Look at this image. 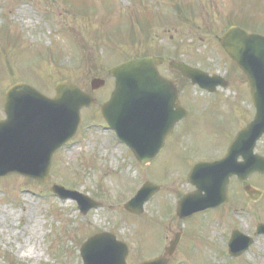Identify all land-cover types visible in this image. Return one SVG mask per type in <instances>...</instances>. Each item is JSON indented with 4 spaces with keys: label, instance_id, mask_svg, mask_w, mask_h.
<instances>
[{
    "label": "rangeland",
    "instance_id": "rangeland-1",
    "mask_svg": "<svg viewBox=\"0 0 264 264\" xmlns=\"http://www.w3.org/2000/svg\"><path fill=\"white\" fill-rule=\"evenodd\" d=\"M236 24L264 36V0H0V120L4 92L14 83L53 96L58 81L90 91V80L101 77L106 85L94 94L102 103L113 89L108 70L146 54L183 61L229 83L228 89L205 97L167 66L160 69L177 80L191 116L147 167L135 169L128 149L106 129L98 105L81 113L78 134L54 156L48 183L16 175L0 178V264H82L80 246L102 231L129 246L128 264L158 257L177 232L180 240L169 264H264V236L241 257H227L234 225L249 233L256 221L264 222V199L247 201L241 185L233 182V194L243 200L235 204L232 197L226 209L212 215L183 223L173 210V192L189 190L178 186L188 161L223 156L232 133L254 114L246 79L217 43ZM263 142L259 153H264ZM258 178L249 183L264 194V180ZM147 181L162 190L142 215L131 216L121 207ZM52 185L102 197V208L81 216L74 202L51 194ZM219 219L223 222L216 223Z\"/></svg>",
    "mask_w": 264,
    "mask_h": 264
},
{
    "label": "water",
    "instance_id": "water-1",
    "mask_svg": "<svg viewBox=\"0 0 264 264\" xmlns=\"http://www.w3.org/2000/svg\"><path fill=\"white\" fill-rule=\"evenodd\" d=\"M219 44L249 79L257 114L253 123L231 143L224 159L216 163L197 164L192 168L190 182L195 183L193 178L204 180L196 181L195 184H200L199 189L207 194L200 199L206 207H191L196 201L182 202L179 209L181 218L189 217L197 210L213 207L210 205L214 203V206L223 205L226 202L228 177L244 172L246 176L260 167L264 168V160L252 154L256 140L264 132V37L232 27L222 35ZM157 64L156 59L145 58L130 60L110 70L109 74L115 78V89L101 109L109 128L142 163L151 161L157 155L179 120V116L172 114L171 109L177 92L170 82L159 76ZM171 67L202 88L212 90L218 85L226 86L224 81L209 79L205 74L183 64L172 63ZM103 85L101 80L91 81L92 90ZM151 95L162 96L163 99L160 102L161 110L155 116L149 112L152 106L148 98ZM135 97L137 104L134 103ZM93 102L90 95L68 82L56 85L53 98L25 84L12 86L5 93V119L0 121V178L20 175L46 183L54 154L75 136L80 125V110ZM239 155L244 158L243 164L236 163ZM157 190L151 184L143 185L126 204L125 210L140 214L144 203ZM51 192L62 201H75L82 215L100 207L87 197L59 186H52ZM236 245L237 237L233 235L229 252L234 257L246 248L238 249ZM172 249L173 245L166 252L170 254ZM127 255L126 245L106 233L90 237L80 250L83 264H126ZM141 264H166V261L159 258Z\"/></svg>",
    "mask_w": 264,
    "mask_h": 264
},
{
    "label": "flooded vegetation",
    "instance_id": "flooded-vegetation-1",
    "mask_svg": "<svg viewBox=\"0 0 264 264\" xmlns=\"http://www.w3.org/2000/svg\"><path fill=\"white\" fill-rule=\"evenodd\" d=\"M165 66V62L163 61L162 62V64H161V66L159 67V69H162L163 67ZM167 78H170V77H167ZM171 79H173V78H171ZM175 82H176V87H177V89H178V104L180 105V98L182 97V93H180V86L178 85V82H177V80H175V79H173ZM253 177H259L258 179H261V180H264V175H252L246 182H239L238 180H237V178H232L231 180H230V185H229V189H228V194H229V199L231 200L232 199V197H234V199H235V204H237L238 202L240 203V201L241 200H243V198L239 195V193L238 192H236V193H234L233 194V192H234V190L236 189V187L234 186V183L233 182H235L236 184H239V185H241V191H242V194L244 195V197L247 199V201H249V202H252V203H260L263 199H264V194L259 190V188H257V187H255V186H253V185H251L250 183H249V181L251 180V178H253ZM246 185H251L253 188H254V190H256L257 192L255 193V192H251V194H250V196H248L246 193H245V191H244V188H245V186ZM235 188V189H234ZM194 189L191 187V190L189 191V192H192ZM230 191H232V193H230ZM229 201V200H228ZM241 207V205L240 204H238L237 206H235V211H238L239 209L238 208H240ZM222 209H226V206H224L223 208H221V210ZM223 219H219V221L218 222H216V223H220L221 221H222ZM180 221V220H179ZM255 220L253 219V222H254ZM223 222V221H222ZM258 221H256V223H257ZM232 223H234V221H232ZM235 224H236V222H235ZM234 225V224H233ZM235 227V228H234ZM234 227H232V229L230 230V233H232V231H239V232H241V229L239 230L238 228H237V226H235L234 225ZM254 231L255 230H253V231H250L249 233H243V234H245V235H248V236H252L253 234H254ZM173 236H178L179 237V240H180V232H177V233H174V235ZM179 242V241H178Z\"/></svg>",
    "mask_w": 264,
    "mask_h": 264
}]
</instances>
